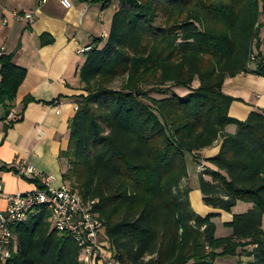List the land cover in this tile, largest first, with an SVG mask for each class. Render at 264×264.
<instances>
[{
  "label": "trees",
  "instance_id": "16d2710c",
  "mask_svg": "<svg viewBox=\"0 0 264 264\" xmlns=\"http://www.w3.org/2000/svg\"><path fill=\"white\" fill-rule=\"evenodd\" d=\"M117 1L105 46L88 53L80 72L84 94L60 154L68 163L64 183L85 202L99 200L95 214L119 264H215L238 256L264 264V111L232 118L239 100L224 92L229 78H264V0ZM0 74L8 117L27 72L3 53ZM218 142L219 153L206 161L211 180L199 178L205 206L232 214L238 203L251 205L224 224L232 233L223 238L213 222L220 215H197L183 186L187 158L196 166L202 159L194 153ZM12 231L8 264H84L72 236L52 229L48 212Z\"/></svg>",
  "mask_w": 264,
  "mask_h": 264
},
{
  "label": "crops",
  "instance_id": "0c3cea01",
  "mask_svg": "<svg viewBox=\"0 0 264 264\" xmlns=\"http://www.w3.org/2000/svg\"><path fill=\"white\" fill-rule=\"evenodd\" d=\"M42 1L0 0V18L9 21L7 26L0 25V54L13 55L14 63L27 72L8 117L0 106V184L7 195L31 193L40 186L34 178L18 176L17 168L23 162L52 177L54 188L65 184L63 174L68 163L60 154L68 149L69 122L76 115L78 97L84 94L80 72L91 52L79 51L105 46L119 5L117 0L106 6L94 0H68L71 8H65L57 0ZM14 13L33 14L34 21L16 22ZM230 80L235 84H227ZM230 80H226L224 92L239 100L230 107V117L245 121L253 111H264V78L243 74ZM16 119L22 120L12 125ZM226 131L234 134L236 127L230 126ZM220 144L199 153L206 167V161L219 153ZM187 159L189 178L184 183L191 188L192 209L201 217L219 214L213 220L217 232L221 225L233 220V213L204 205L195 182V177L201 175L196 173L193 158ZM203 177L211 180L208 175ZM7 207L8 201L0 198V213ZM224 229L226 237L231 235V230Z\"/></svg>",
  "mask_w": 264,
  "mask_h": 264
},
{
  "label": "built area",
  "instance_id": "2783aa9c",
  "mask_svg": "<svg viewBox=\"0 0 264 264\" xmlns=\"http://www.w3.org/2000/svg\"><path fill=\"white\" fill-rule=\"evenodd\" d=\"M57 1L65 8H71L68 0ZM45 2L46 0L42 1V3ZM13 17L16 22L32 23L34 21L33 14L14 13ZM8 24L7 18H0L1 26ZM90 51L92 48L87 47L79 52L83 54ZM77 110L78 107H76ZM194 155L199 156L196 153ZM195 169L198 175H206L207 167L202 160ZM17 174L23 178L31 177L38 180L41 188L31 193L7 195L0 184V198L8 201L7 210L0 213V264H8L12 251L15 249L13 227L25 223L30 216H38L44 212L50 214L53 230L72 236L81 250V262L119 264L113 258L110 244L103 239V223L95 214V207L99 204V200L85 202L68 184L54 188L52 177L42 174L26 162L18 166Z\"/></svg>",
  "mask_w": 264,
  "mask_h": 264
},
{
  "label": "rangeland",
  "instance_id": "374dc122",
  "mask_svg": "<svg viewBox=\"0 0 264 264\" xmlns=\"http://www.w3.org/2000/svg\"><path fill=\"white\" fill-rule=\"evenodd\" d=\"M261 21L264 23V16H262L261 18ZM261 39L264 40V29L261 31ZM232 78H229L227 80H230ZM234 83L235 84V81L234 80H230L228 81L227 84H232ZM196 86V85H195ZM179 94H184L183 91H178ZM153 97L155 98H162L160 96H157V95H153ZM195 182H198L199 184V177H195ZM184 187H186L185 183L183 185ZM199 186V185H198ZM200 190V189H199ZM194 200L196 201V196L193 195L192 197V202L194 203ZM205 205V204H204ZM250 205L249 204H245V203H238V205L232 210V213L233 215H237V214H245L249 211L250 209ZM225 230L224 227L221 225L218 229V231L216 232V236L217 237H226L225 232L223 231ZM230 231V229H227ZM251 262V259L246 257V256H240V257H224V258H218L216 261H215V264H250Z\"/></svg>",
  "mask_w": 264,
  "mask_h": 264
}]
</instances>
